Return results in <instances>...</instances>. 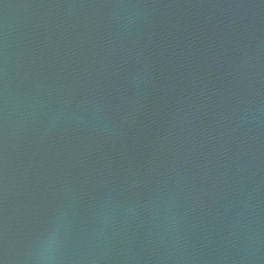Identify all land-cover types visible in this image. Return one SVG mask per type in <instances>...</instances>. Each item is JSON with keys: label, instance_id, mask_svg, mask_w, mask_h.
<instances>
[{"label": "water", "instance_id": "obj_1", "mask_svg": "<svg viewBox=\"0 0 264 264\" xmlns=\"http://www.w3.org/2000/svg\"><path fill=\"white\" fill-rule=\"evenodd\" d=\"M65 207L63 264H264V0H0L3 264Z\"/></svg>", "mask_w": 264, "mask_h": 264}, {"label": "clouds", "instance_id": "obj_2", "mask_svg": "<svg viewBox=\"0 0 264 264\" xmlns=\"http://www.w3.org/2000/svg\"><path fill=\"white\" fill-rule=\"evenodd\" d=\"M71 227V209L65 207L54 210L47 228L33 241L29 249V264H63L65 241Z\"/></svg>", "mask_w": 264, "mask_h": 264}, {"label": "snow or ice", "instance_id": "obj_3", "mask_svg": "<svg viewBox=\"0 0 264 264\" xmlns=\"http://www.w3.org/2000/svg\"><path fill=\"white\" fill-rule=\"evenodd\" d=\"M0 264H3V261L2 260H0Z\"/></svg>", "mask_w": 264, "mask_h": 264}]
</instances>
